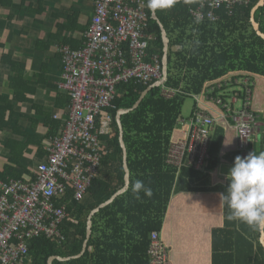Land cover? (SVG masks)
Returning <instances> with one entry per match:
<instances>
[{
	"label": "trees",
	"instance_id": "obj_1",
	"mask_svg": "<svg viewBox=\"0 0 264 264\" xmlns=\"http://www.w3.org/2000/svg\"><path fill=\"white\" fill-rule=\"evenodd\" d=\"M200 1L179 0L170 8L156 11L170 39L165 86L177 92L167 98L162 94V86H155L137 108L122 115L131 170L130 187L95 214L93 232L86 251L78 258L55 260L53 264H151L148 254L151 234L154 231L163 233L166 228V217L174 208L173 193L204 190V186L196 185L200 182L206 184L211 177L210 172L217 170L221 163L234 164L237 156L245 157L244 154L249 151L257 155L264 152V39L257 34L251 23V11L259 0L237 5L232 15L222 8L218 11V21L197 24L190 10L196 8ZM6 4L12 5V2ZM147 10L148 32L153 36L148 53L159 55L162 61L164 43L161 28L149 8ZM255 18L264 32V6L256 11ZM177 44L182 46V51L174 50ZM230 74H241L235 75L240 80L252 75L255 80L256 85L250 81L252 85L249 94H246L244 87L238 86L241 101L235 105V108L241 105L239 109L244 110L245 105L249 104L248 109L255 117L252 124L253 141L249 150L242 152L237 148L236 131L229 128L228 124L233 123L229 118L228 124L217 123L212 129L210 160L206 171L171 165L167 155L174 131L183 119L182 108L186 98L201 93L206 82L224 76L233 77ZM152 84L129 81L117 86L118 94L112 106L97 117L99 123L106 113H111L114 133L110 137H103L106 146L102 149L99 172L89 190L91 198L88 202H74L68 206V214L76 218L78 223L69 217L60 226L63 240L41 235L29 241V256L25 264H48L51 256L72 257L82 252L91 211L124 186L125 170L117 112L122 108L133 107ZM230 95H223V99L227 100ZM197 107L195 101L188 120ZM259 122L263 124L258 129ZM114 176L118 181L116 184L111 179ZM138 179L151 187V197L141 191L138 198L132 192L131 185ZM229 183L227 180L224 193ZM222 210L224 225L211 230V264H264L260 234L242 223L228 221L229 209L225 203ZM168 220L171 221V218ZM165 240L171 254L173 242Z\"/></svg>",
	"mask_w": 264,
	"mask_h": 264
},
{
	"label": "built area",
	"instance_id": "obj_2",
	"mask_svg": "<svg viewBox=\"0 0 264 264\" xmlns=\"http://www.w3.org/2000/svg\"><path fill=\"white\" fill-rule=\"evenodd\" d=\"M249 2L201 0L190 13L197 24L218 21L220 9L225 8L232 15L237 5ZM147 8V0H94L85 46L72 49L59 45L63 66L60 87L71 96L64 133L52 139L48 160L39 164L35 181L0 180V264H25L29 241L35 237L63 239L60 226L69 214L65 204L59 206L56 201L72 189L74 199L80 202L92 186L102 160L101 138L113 130L111 113L99 123L97 117L112 106L119 84L161 82L162 94L167 98L177 92L165 86L160 56L148 53L153 36L148 32ZM250 81L226 77L208 85L206 98L220 108L218 114L202 108L206 104L199 94L191 95L198 107L190 120L181 121L187 130L169 148L167 161L171 165L206 169L212 129L219 120L227 122L229 118L233 120L230 126L236 131L238 149L249 150L254 114L248 109L249 104L244 110L235 108L241 95L237 89L228 90L242 86L249 94ZM226 94L231 95L224 100ZM151 239V264H167L169 252L160 234L154 231Z\"/></svg>",
	"mask_w": 264,
	"mask_h": 264
},
{
	"label": "crops",
	"instance_id": "obj_3",
	"mask_svg": "<svg viewBox=\"0 0 264 264\" xmlns=\"http://www.w3.org/2000/svg\"><path fill=\"white\" fill-rule=\"evenodd\" d=\"M7 2H12V5L6 4ZM93 13L94 0H0L1 181H35L39 164L48 160L52 139L64 133L71 96L60 87L63 66L57 47L66 44L72 49L83 48ZM174 50L182 51V46L177 44ZM230 75L237 79L239 77L235 75L241 76ZM224 78L226 76L214 81ZM247 78L255 84L252 75ZM214 81L206 82L199 96L202 103L206 104L201 105L203 109L218 114L220 108L215 102L208 101L205 95L208 85ZM234 89L239 90V87H231L228 91ZM106 116L107 113L104 118ZM221 123L229 122L219 120L218 124ZM229 124V128L233 129ZM262 124L263 122H259L258 129ZM185 128L187 125L177 126L172 144L184 137ZM113 133L114 128L106 136L110 137ZM103 137L102 146L105 148ZM233 165L230 162L221 163L216 171H211V177L206 184L200 182L196 185L204 186V190H182L173 193L174 208L166 217L167 225L162 233L164 240L173 242L168 264H211V230L213 227L224 225L221 194L224 193L227 174ZM111 179L114 184L118 183L115 176ZM125 184L124 176V186L116 193L122 190ZM90 198L91 193L88 191L82 201L88 202ZM74 202L78 201L73 197V190L69 189L67 195L58 199L56 204H65L69 213L67 208ZM104 202H100L94 209ZM69 217L78 223L70 214ZM56 239L61 241L64 237Z\"/></svg>",
	"mask_w": 264,
	"mask_h": 264
},
{
	"label": "clouds",
	"instance_id": "obj_4",
	"mask_svg": "<svg viewBox=\"0 0 264 264\" xmlns=\"http://www.w3.org/2000/svg\"><path fill=\"white\" fill-rule=\"evenodd\" d=\"M175 3L176 0H147V7L155 13ZM227 179L229 186L226 193L221 194V201L229 209L227 220L242 223L264 238V152L237 156ZM131 188L138 198L141 191L149 197L153 194L151 187L139 179Z\"/></svg>",
	"mask_w": 264,
	"mask_h": 264
},
{
	"label": "water",
	"instance_id": "obj_5",
	"mask_svg": "<svg viewBox=\"0 0 264 264\" xmlns=\"http://www.w3.org/2000/svg\"><path fill=\"white\" fill-rule=\"evenodd\" d=\"M262 6H264V0H259L258 3L253 7V9L251 11V23H252L254 29L256 30L257 34L264 39V32L261 30L260 24H259V22H257V20L255 18L256 11ZM152 17H153V19H155L159 23L160 28H161V32H162V38H163V43H164V56H163V59H162L163 73H164V78L167 80V78H168V52H169V46H170V39L168 37L167 31H166L164 25L161 23V21L158 18L156 12L155 13L152 12ZM160 84H161V82L153 83L152 85H150L142 93L141 97L134 104L133 107L128 108V109L122 108V109L118 110V112H117V123H118L119 130H120V144L122 146L123 153H124V168H125V181H126L125 187L122 190H120L118 193L113 195V197L111 199L107 200L103 204L99 205L97 208L93 209L92 212L90 213L89 219H88V223H87V237H86V240L84 242V246H83L82 252L80 254H78L76 256H72V257H62V256H59V255L51 256L48 259V264H53V262L55 260L68 261V260H71V259H74V258H78L79 256H81L86 251V249L88 247L89 239L91 238V235H92V232H93V217H94V215L101 208H103L104 206L110 204L111 201H113V199L118 197L117 194H120V193L123 194L129 189L130 181H131L130 180L131 172H130L129 165H128V152H127V147H126V144H125V141H124V129H123L122 121H121V116L123 114L128 113V112L134 110L135 108H137L140 105L141 101L144 99V97L148 94V92L151 89H153L155 86H159ZM126 188H127V190L125 191ZM260 241H261V244L264 247V238H262L261 236H260Z\"/></svg>",
	"mask_w": 264,
	"mask_h": 264
},
{
	"label": "rangeland",
	"instance_id": "obj_6",
	"mask_svg": "<svg viewBox=\"0 0 264 264\" xmlns=\"http://www.w3.org/2000/svg\"><path fill=\"white\" fill-rule=\"evenodd\" d=\"M60 45H66V44H60ZM57 50L59 52V45L57 47ZM195 100L196 99L194 97H187L186 98V101H185V103L183 105V108H182V116H183V119L182 120L188 121V118H190V115H191V112H192V109H193ZM185 130H187V129H184L183 131H185ZM160 236H161L162 240L164 241V238H163V234L162 233H160ZM164 244H165V242H164Z\"/></svg>",
	"mask_w": 264,
	"mask_h": 264
}]
</instances>
